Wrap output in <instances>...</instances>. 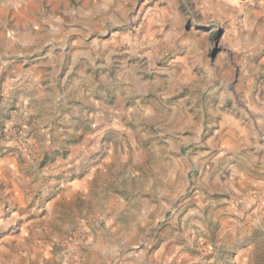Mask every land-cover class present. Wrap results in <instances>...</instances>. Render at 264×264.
I'll return each mask as SVG.
<instances>
[{"label":"rangeland","instance_id":"obj_1","mask_svg":"<svg viewBox=\"0 0 264 264\" xmlns=\"http://www.w3.org/2000/svg\"><path fill=\"white\" fill-rule=\"evenodd\" d=\"M0 264H264V0H0Z\"/></svg>","mask_w":264,"mask_h":264}]
</instances>
